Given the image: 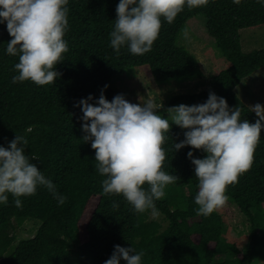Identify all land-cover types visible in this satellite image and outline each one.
Masks as SVG:
<instances>
[{"label":"trees","instance_id":"1","mask_svg":"<svg viewBox=\"0 0 264 264\" xmlns=\"http://www.w3.org/2000/svg\"><path fill=\"white\" fill-rule=\"evenodd\" d=\"M117 3L69 0V27L64 35L68 51L54 66L61 75L42 86L30 80L11 81L18 57L5 53L11 37L0 24V144L7 146L16 134L25 136V154L67 197L58 205L52 193L41 186L34 195L20 197L22 207H17L9 194L8 203L0 205V264H103L115 244L142 250V264H254L264 255V129L251 168L225 189L227 200L250 226L242 250L223 238L224 214L216 209L203 217L195 211L197 178L186 155L191 146L173 148V143L184 138L183 129L170 125L162 145V168L178 177L155 201L157 212L166 221L163 226L149 218L150 209L135 212L122 195L103 193L104 177L95 170L90 141H82L78 119L82 112L74 105L89 93L98 97L105 84L104 95L111 100L118 94L114 77L142 65L148 66L158 83L201 79L204 72L198 59L176 41L190 19L203 18L208 36L228 65L212 76L209 89L175 94L157 111L167 116V107L202 103L212 91L224 97L230 107H239L241 119L254 122L255 113L234 89L264 67V48L243 51L239 31L264 25V7L256 0H241L239 5L232 0H209L206 6L185 7L171 24L161 18L158 38L149 52L133 55L124 47L116 55L109 46V33ZM32 153L39 159L32 158ZM193 155L202 158L206 154L193 149ZM143 186L147 188V184ZM27 219L40 224L33 237L15 243L16 228Z\"/></svg>","mask_w":264,"mask_h":264},{"label":"clouds","instance_id":"2","mask_svg":"<svg viewBox=\"0 0 264 264\" xmlns=\"http://www.w3.org/2000/svg\"><path fill=\"white\" fill-rule=\"evenodd\" d=\"M69 0H0V24L11 37L4 49L7 55L17 56L13 65V83L30 80L36 85L55 82L61 75L55 65L63 61L68 51L64 35L69 27ZM209 0H118L116 17L109 33V46L116 55L126 47L133 55L149 52L158 38L161 18L171 24L185 7L206 6ZM239 5L241 0H232ZM264 7V0H256ZM187 36V32H185ZM105 84L98 97L91 93L82 97L79 106L82 115V141L95 150V170L104 177V194H120L135 212L151 210L158 215L155 201L165 195L168 184L178 177L163 170L166 140L170 121L183 129V139L173 143L174 150L191 146L186 153L194 166L197 191L194 202L200 216L207 217L226 202L225 189L235 184L238 177L251 168L253 153L264 129V106L250 105L257 117L254 122L241 119L239 107H230L226 99L209 91L202 103L172 105L167 116L159 114L161 100L149 97L143 103L128 101L124 94H115L111 100L104 95ZM91 101V102H90ZM27 139L16 134L0 144V205L8 203L9 194L17 207L20 197L31 196L43 186L52 193L58 205L67 197L59 193L53 181L32 163L25 154ZM200 149L206 155H193ZM32 158L39 159L35 153ZM147 184V188L143 185ZM118 205L114 202L113 207ZM143 251L132 245L115 244L103 264H142Z\"/></svg>","mask_w":264,"mask_h":264},{"label":"rangeland","instance_id":"3","mask_svg":"<svg viewBox=\"0 0 264 264\" xmlns=\"http://www.w3.org/2000/svg\"><path fill=\"white\" fill-rule=\"evenodd\" d=\"M202 19H190L176 41L177 45L185 47L198 59L204 72L201 79L158 83L152 79L148 66L142 65L129 68L124 74L114 77L113 83L118 93L124 94L128 101L134 103H143L147 98L155 97L157 101L161 100L164 106L167 100L175 94L195 93L209 89L212 76L226 67L228 63L216 48L213 39L208 36ZM239 36L242 50L245 52L264 48V25L242 29L239 31ZM234 91L247 106L250 107L255 103L264 106V67L243 79ZM169 123L173 125L171 121ZM185 192L189 193L190 190L186 188ZM217 210L224 214L223 238L236 243L240 249L245 250L250 234L247 219L227 199L225 204ZM149 218L161 222L163 226L166 225L164 217L159 213L155 218L150 213ZM39 224L40 222L35 219L24 221L16 228L15 243L19 239L33 237ZM254 264H264V255L258 257Z\"/></svg>","mask_w":264,"mask_h":264}]
</instances>
